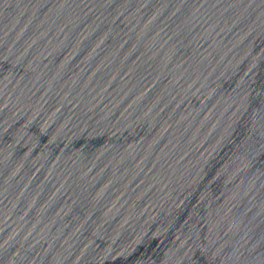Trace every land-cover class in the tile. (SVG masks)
<instances>
[{
    "label": "water",
    "instance_id": "1",
    "mask_svg": "<svg viewBox=\"0 0 264 264\" xmlns=\"http://www.w3.org/2000/svg\"><path fill=\"white\" fill-rule=\"evenodd\" d=\"M0 264H264V0H0Z\"/></svg>",
    "mask_w": 264,
    "mask_h": 264
}]
</instances>
